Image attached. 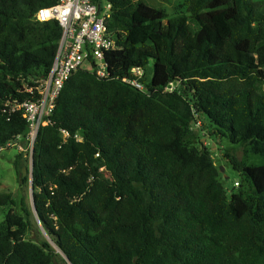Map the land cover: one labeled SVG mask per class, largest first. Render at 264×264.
<instances>
[{
  "label": "trees",
  "instance_id": "trees-1",
  "mask_svg": "<svg viewBox=\"0 0 264 264\" xmlns=\"http://www.w3.org/2000/svg\"><path fill=\"white\" fill-rule=\"evenodd\" d=\"M108 1L120 45L109 76H70L30 160L16 155L31 201L0 192V264H264V163L225 153L248 182L228 198L191 143L203 119L264 160V0H183L173 14ZM54 2L0 0V147L27 132L21 105L38 97L61 31L33 14ZM135 66L146 91L121 80Z\"/></svg>",
  "mask_w": 264,
  "mask_h": 264
},
{
  "label": "built area",
  "instance_id": "built-area-1",
  "mask_svg": "<svg viewBox=\"0 0 264 264\" xmlns=\"http://www.w3.org/2000/svg\"><path fill=\"white\" fill-rule=\"evenodd\" d=\"M111 8L112 4L108 0H55L33 14L38 23H58L60 36L46 76L37 81L38 97L21 105L27 132L23 138L18 135L5 146L14 147L20 145L19 141L25 140L27 146L24 150L31 158L38 133L48 123V116L70 76L78 70L94 72L98 77L109 76L105 55L120 48L116 33L106 25ZM143 76V67L135 66L130 69L129 76L122 77L121 80L138 90L146 91L145 84L141 81ZM24 89L31 93L34 88L26 85ZM165 89L172 90L173 84ZM63 135L67 136V133L63 131ZM5 146L0 147V150Z\"/></svg>",
  "mask_w": 264,
  "mask_h": 264
},
{
  "label": "rangeland",
  "instance_id": "rangeland-1",
  "mask_svg": "<svg viewBox=\"0 0 264 264\" xmlns=\"http://www.w3.org/2000/svg\"><path fill=\"white\" fill-rule=\"evenodd\" d=\"M103 1V0H102ZM153 7H160L165 9L168 13L173 14L178 11L179 6L182 4L183 0H139ZM149 69L152 67V61L148 63ZM201 124L194 126L195 137L191 140L193 145L200 147L202 144L205 145L210 153V156L219 170L218 180L224 187L227 197L230 198L232 193H237L242 191L243 194L247 193L248 182L243 178L238 171L233 169L230 162L225 158L224 154L234 151L236 157L243 160L247 164H263L264 160L260 155L249 153L246 147H240L236 144L230 143L225 137H219L215 135H209V130L207 129V123L200 119ZM15 144V142H14ZM20 145L17 146H5L0 150V192H11L14 199L20 202L21 196H23L28 204L31 201V190L30 184L27 182L22 187H20L18 182V176L14 167V160L16 155L19 153L23 154V157H27L30 160L28 152L24 150L27 146L25 140L19 141ZM16 145V144H15ZM22 176L26 175L24 167L30 170V163L26 164L23 160ZM30 178V175H29ZM237 183V184H236ZM20 205V204H19ZM9 206L0 207V222L3 221L6 211ZM37 227L32 228L30 231V237L35 238L37 234ZM54 264H62L57 258Z\"/></svg>",
  "mask_w": 264,
  "mask_h": 264
},
{
  "label": "water",
  "instance_id": "water-1",
  "mask_svg": "<svg viewBox=\"0 0 264 264\" xmlns=\"http://www.w3.org/2000/svg\"><path fill=\"white\" fill-rule=\"evenodd\" d=\"M148 94H150V93H148Z\"/></svg>",
  "mask_w": 264,
  "mask_h": 264
}]
</instances>
